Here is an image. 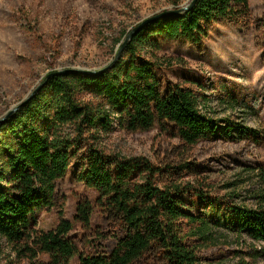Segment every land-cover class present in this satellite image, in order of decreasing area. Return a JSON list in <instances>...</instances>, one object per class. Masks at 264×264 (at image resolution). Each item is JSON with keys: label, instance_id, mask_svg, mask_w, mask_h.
Listing matches in <instances>:
<instances>
[{"label": "trees", "instance_id": "trees-1", "mask_svg": "<svg viewBox=\"0 0 264 264\" xmlns=\"http://www.w3.org/2000/svg\"><path fill=\"white\" fill-rule=\"evenodd\" d=\"M183 1L170 0L174 11ZM217 29L264 42V9L259 14L251 0H197L186 12L147 23L114 61L132 30L123 32L115 41L114 62L104 71L46 75L26 103L0 123V239L15 260L225 264L224 253L208 254L224 234L264 244V201L248 208L235 205L232 196L215 197L194 160L201 143L232 139L233 132L245 139L253 131L230 119L220 131L203 111L208 103L203 86L183 77L170 82L161 63L178 52L202 54ZM236 103L228 101L231 107ZM149 131L168 142L154 152V163L106 144L115 134ZM65 183L96 194L93 203L76 196L72 220L66 219ZM95 210L106 233L91 228ZM41 213L55 215L54 229L37 228ZM117 231L124 236L108 256L86 251L91 238Z\"/></svg>", "mask_w": 264, "mask_h": 264}, {"label": "rangeland", "instance_id": "rangeland-1", "mask_svg": "<svg viewBox=\"0 0 264 264\" xmlns=\"http://www.w3.org/2000/svg\"><path fill=\"white\" fill-rule=\"evenodd\" d=\"M251 3L261 14L264 0ZM174 10L170 0H0V121L33 93L46 75L67 69L94 74L104 71L115 57V41L123 32ZM203 48L199 55L189 51L168 55L161 60L167 68L164 73L170 82L183 77L203 86L208 98L203 111L219 123L220 131L226 119L253 131L245 139L233 132L232 139L217 136L201 143L194 160L215 188V197L232 196L235 205L256 208L264 201V42L254 35L217 29ZM232 98L237 102L234 107L228 104ZM167 143L159 133L149 131L133 136L115 134L106 144L126 157L142 156L154 163V152ZM61 192L66 197L67 220L73 218L77 195L91 203L96 198L94 192L67 183ZM56 223L53 213L38 215L40 230H52ZM91 228L106 233L97 210ZM123 236L117 231L107 238L93 237L86 251L108 256ZM217 252L224 253L225 264H264V244L245 236L224 234L219 247L208 254ZM255 253L259 257H254ZM0 264H24L15 260L2 239ZM70 264L79 261L74 258Z\"/></svg>", "mask_w": 264, "mask_h": 264}, {"label": "water", "instance_id": "water-1", "mask_svg": "<svg viewBox=\"0 0 264 264\" xmlns=\"http://www.w3.org/2000/svg\"><path fill=\"white\" fill-rule=\"evenodd\" d=\"M197 0H192L191 3L189 5H187L186 7H183L182 9H179L177 11H168V12H163L161 14H158L156 16H153V17H150L144 21H142L137 27L133 28L132 31L129 33V35L126 37L125 41L123 42L119 52L117 53L114 61L118 58L120 52L122 51V49L124 48V46L126 45V43L129 41L130 37L136 33H138L147 23L153 21V20H156L158 18H160L161 16H164V15H168V14H173V13H182V12H186L188 10H190L194 4L196 3ZM109 65V67L113 64V62ZM74 72H81L79 70H75V69H67V70H63V71H57V72H54V73H51L49 74L46 79L50 78L51 76H60V75H63V74H67V73H74ZM101 72V71H100ZM87 74H94V73H90V72H85ZM40 88V86H38L31 95H33L38 89ZM28 99H25L24 101H22L20 104H24L26 103ZM20 105H18L15 109H13L8 115H6V117L0 121V123L2 121H4L7 117H9L10 115H12L13 113H15L18 108H19Z\"/></svg>", "mask_w": 264, "mask_h": 264}]
</instances>
